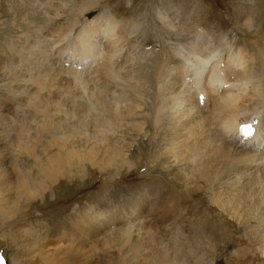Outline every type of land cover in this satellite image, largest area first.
Returning <instances> with one entry per match:
<instances>
[{"label": "rangeland", "instance_id": "rangeland-1", "mask_svg": "<svg viewBox=\"0 0 264 264\" xmlns=\"http://www.w3.org/2000/svg\"><path fill=\"white\" fill-rule=\"evenodd\" d=\"M89 1L0 0V140L4 139L6 159L13 161L11 168L16 170L13 172L14 181L5 177L3 184L0 177V192L7 194L4 198L8 197L15 191L13 182L16 179L22 181L24 175L38 172L34 168V158L30 157L32 155L27 156L22 153L23 150L31 148L30 151L37 155L39 150L56 153L59 146L64 149L90 148L95 141L88 137L97 132L95 119L101 129L116 131V136L111 140L127 147L134 165L130 168L124 164L118 167L120 170H115L114 166L99 170L89 162L83 167L75 165L54 182H48L46 190L40 191L39 196L29 198L22 194L17 197L16 215H9L4 210L2 200L0 211L7 216L0 213V264H61L60 259L46 258L48 251L45 252L46 248L58 252L59 247L67 248L64 260L70 261L68 264H264V179L256 181L253 186L248 185L250 187L236 184L231 189L225 183L219 185L209 180V187L204 179H194L201 167L206 166L201 164L199 168L182 159H178V162L170 159L171 155L175 157V151V154L180 152L178 144L172 145L176 136L167 130L168 125H164L163 129L155 128L153 121V111L157 107L154 104L157 84L153 75L163 59L164 50L171 49L169 45L172 43L181 42L179 38L184 39L183 43L193 40L200 30H213L216 36L219 34L224 53L229 49L225 46L227 41L234 48L250 45V31L240 21L243 20L240 9H250L251 13H255L251 18V32L258 42H264V0H103L91 9L101 12V6L106 3L105 9L113 26L118 27L119 23L130 25L129 33L137 31L141 35L136 33L137 40L134 36L129 40L138 41L142 47L131 61H138L132 67H135V81L139 82V86L130 95V99L134 98L135 103L142 107H136L138 114L127 121L120 120L113 108L100 105L89 91L83 92V87L93 83L95 77L89 84L85 83V79L75 84L66 83L78 90H75L76 95H69L70 100L67 99L63 109L54 104L55 94H60L58 81L53 85L44 83L39 89L41 94L37 101H25V98L15 100L14 94L16 96L18 92L14 93L16 88L11 86L6 76L13 73L22 79L36 64H42L49 72L53 59L69 54L68 49L78 51L74 41H63V36L60 37L58 33L51 35L50 31L58 25L66 31L71 29L77 36L86 25L79 24L84 19V11L78 13L80 19L77 24H71L73 7L77 4L82 9L84 3ZM130 8L133 13L128 12ZM170 10L174 12L173 15ZM136 17H142L139 20L143 22V25L140 23L141 28L132 19ZM164 17L183 21V35L180 30L169 33L166 23L161 21ZM95 29L98 30V27ZM92 31L90 34L93 36L95 30ZM180 34L183 37L178 38ZM37 38L45 40L49 51L53 47L51 51L55 58H41L42 51L33 50ZM255 50H249V56L259 57L258 50ZM44 54L47 55L46 51ZM144 57L145 62L142 60ZM58 62L61 64L60 58ZM108 78L97 74L101 84ZM118 91L123 89L118 88ZM62 100L60 98L59 101ZM25 106L32 109L34 117L23 121L24 111L27 113ZM119 107V111L131 110L127 108L130 106ZM9 119L18 122L19 133L24 126H28L31 143L26 137L21 147L13 145L12 138L19 133L7 134ZM107 120H111L110 125ZM57 122L62 123L58 129L54 128ZM137 122H145V125ZM141 127L144 130H140ZM146 131L148 134H145ZM57 134L59 138L55 137ZM170 149H174V152ZM206 170L213 171L210 167H206ZM186 186H190V189L187 190ZM220 190L225 193H220L224 200H219L226 207L225 212L212 199L214 192L219 193ZM95 213H99V219ZM82 216H85L84 219L96 216V219L92 218L88 227V224L81 222ZM127 221H131L133 226ZM90 227L100 228L101 231L96 232ZM83 230L87 240L80 239L78 235ZM123 230L128 232L129 237L122 238L119 233ZM33 231L35 237H31L34 234L30 232ZM51 257L57 258L54 254Z\"/></svg>", "mask_w": 264, "mask_h": 264}, {"label": "bare ground", "instance_id": "bare-ground-1", "mask_svg": "<svg viewBox=\"0 0 264 264\" xmlns=\"http://www.w3.org/2000/svg\"><path fill=\"white\" fill-rule=\"evenodd\" d=\"M102 1L103 0H90L87 4L84 3V6L82 5V9H80L81 5H74L72 13L73 17L71 19L69 18L71 24H77L78 18L80 19L78 13L82 14L84 11V22L82 21L79 24L86 25L77 36L71 29H69V31L71 30L69 32L62 26L56 24L57 27L55 26L51 29V35L58 33L60 37L63 36V41H74V47L78 48V51L68 49L67 51L69 54L58 57L61 59V64L58 62V58H55V54L51 51L53 50V47L49 51L45 44V40L37 38L33 45V50L42 51L41 58L46 56L55 58L53 59L52 65L49 66L52 72H46L42 64H36L31 67L22 79H19L13 73L6 76L10 80L11 86L16 88L14 93L15 91L18 92L16 96L14 94L15 100L25 98V101H37L38 96L41 94L39 89L44 86V83L47 85H53L58 81L60 82V94L58 92L55 94L56 99L54 100V104L57 108L63 109V105L66 101L70 100L68 99L69 95H76L75 90H78V88H70L66 83L75 84L85 79V83L89 84L93 80V77H95L93 83L83 87V92L89 91L100 105L113 108L118 113V118L120 120L125 119V121H127V119H130L133 115L138 114L137 109L135 108H141V104H136L134 98L130 99V95L133 93L132 90L139 86V82L135 81V70L133 69L135 67H132L133 64L138 61H131L134 59L133 55H137L140 51L139 49H142V47H140V43H137L138 41L135 42L134 40L129 39H132L133 36L136 39V36L140 35V32L137 33V31H132L129 33L130 25L119 23L118 27L113 26L110 16L105 9L107 8L106 3L101 6V12L100 10L98 12H96L97 10H91ZM36 2L38 1H35V3ZM40 4L43 3L40 2ZM45 5H47V3ZM47 6L50 7L49 5ZM90 10L96 13L91 14ZM132 11L133 9L130 8L128 12L133 13L134 11ZM251 11L252 10L250 9L246 11L240 9L239 12L243 19L240 20L241 23L250 31V33L248 32L251 37L249 41L250 45H240L239 47L234 48V46L227 41V45L225 46L229 47V49L226 53L222 51L224 44L221 42V39H219V34V37L216 36L217 34H215L213 30H200L193 40L183 43L182 41L184 39L179 38L183 37L181 34L185 30V24L182 23L183 21L178 22L175 17L168 19L169 16L167 18L164 17V20H161L163 23H166L169 33H176L180 30L181 34L180 36L178 35V38L182 41H178V43L171 42L172 44L169 45L171 49L164 50V52H166L163 54V59L161 58L162 60L158 64L157 72L153 75V79L157 84L156 90L158 92V94L156 92L157 99L154 103L157 104V107L155 111H153L154 125L155 128L160 129H163L164 125H168L167 130H170V132L172 131L175 134H173V136H176V139L173 141L172 145L174 146L178 144L180 152L179 154H175L176 151L174 152V149H170L175 155V157L172 155V158L169 157L173 162L182 159V161L184 160L193 166L200 168V165L202 164V166L210 167V169L213 170L212 172H209L206 170V167H201L200 173L194 178L200 180L204 179V183L209 184V187H211L210 183H208L209 180L211 182L216 181L219 185L225 183L226 185H229L231 189L235 187L236 184L250 187L248 185L256 184V181L264 179V42H261V40L258 42V39H255L253 32H251V29L253 28V21L251 18H254L255 14L251 13ZM87 13L92 16L88 17ZM161 14L163 15V12ZM173 14L174 12L172 15ZM23 18L24 16H22V19ZM165 18L168 20H165ZM132 19L139 23V25L140 23L143 25V22L139 21L142 17ZM46 22L45 27L47 26ZM96 27H98V30L95 29ZM141 27L142 26L140 25V28ZM138 29L139 28H137V30ZM92 30H95L93 36L90 34L93 32ZM67 32L69 33L66 34ZM136 33L138 35H136ZM225 40L227 39L225 38ZM171 45H174L175 47ZM164 47L168 46L164 45ZM253 49L258 50V54H260L259 57L249 56L248 51ZM45 51L47 55L44 54ZM144 59L146 58H142V60ZM67 62L70 63V65L67 66ZM99 73L109 77L103 84L97 79V74ZM67 88L70 89L68 90ZM118 88L123 89V91L119 92ZM60 98L63 100L59 101ZM124 105L130 106L127 108L131 110L127 112L122 110L119 111V106L124 107ZM26 108L27 113L23 109V121L28 120L30 117H34L32 109L28 107ZM29 112L30 115L28 116L27 114ZM243 121L252 123L254 127L253 135L249 137L240 135L239 127ZM94 123L93 124L97 127V132L94 136L88 137L95 141L90 148L86 147L87 149L84 148V150H81L73 147H65L64 149L62 146H59V150L56 153L39 150L37 151V155L33 150L30 151L31 148L22 151V153L27 154V156L32 155L30 157L34 158L36 163L34 168L36 171L38 170V172H36L35 175H29L25 172L28 175H24L22 181L15 178L16 182H13L15 184L14 187H16L14 188L15 191L8 197L4 198L7 194H4L2 191L0 192V202L3 200V205L1 206L9 215H16L14 210L16 207L15 204L17 203V197L22 194H25L29 198L39 196L46 190L48 182H54L58 176H63L67 169H70L75 165L83 167L86 162H89L93 166L99 168V170H105L107 167L113 166L115 167V170H117L118 167L120 168L124 164H127L131 168L134 165L131 161V155L128 154L129 150L127 152V147H123L114 140H111V137L114 138L116 136V131L112 130L107 132L106 129H101L97 119H95ZM107 123L110 125L111 120H107ZM137 123L145 125V122ZM61 125V122H57L54 125V128L58 129ZM17 127L18 122L15 120L10 121L7 134L10 135L15 131H18L19 133ZM143 127H141L140 130H144ZM146 133L147 131L145 134ZM8 135L6 137H8ZM26 137L29 139V143H31V133L28 126H24L22 131L12 138L14 140L12 141L13 145L17 148L18 146L21 147L23 143L25 144ZM55 137H58V134ZM3 140L4 139L0 140L1 182L5 177H8L9 179L12 178L13 180V172L16 171L13 167L11 168V165L14 164L13 161L11 159H6L7 153H5L6 149L2 142ZM12 142H10V144ZM129 145L130 143L127 145L128 149H130ZM119 168L118 170H120ZM20 170L21 168L19 171ZM32 171H29V173ZM191 177L193 178L194 176L191 175ZM2 183L5 184L4 181ZM187 183L190 185V182ZM190 186H186L187 190ZM40 191L41 193L39 194ZM220 193L223 194L224 192L221 190L219 193L214 192L212 199L214 203L216 202L217 204L218 202V206H220L225 212L226 207L220 202L224 200V197ZM178 204L181 205L182 203ZM166 210L167 209H165V211ZM1 214L4 215V213ZM96 216L97 219H99V213H97ZM96 216H89L87 219H84L85 216H82L81 222L88 224L89 227L91 219H96ZM127 222H130L129 224H132L133 226L131 221ZM110 228L116 229L118 227ZM89 229L96 232L101 231L100 228L96 227H90ZM124 230L118 233L122 235V238L129 237L128 232ZM84 232V230L80 231L78 232V235L80 239L87 240L88 237L84 235ZM32 233L34 235L31 237H35L34 231L30 232V234ZM16 238L17 237H15V239ZM59 248L58 252H51V254H58L59 256L64 255V257H60L61 259H64L66 257L65 253L67 254L68 250L63 247ZM68 262L70 263V261H67V264Z\"/></svg>", "mask_w": 264, "mask_h": 264}, {"label": "crops", "instance_id": "crops-1", "mask_svg": "<svg viewBox=\"0 0 264 264\" xmlns=\"http://www.w3.org/2000/svg\"><path fill=\"white\" fill-rule=\"evenodd\" d=\"M47 251H48V254H46V256H47L46 258L54 259V260H55V259H56V260H59V259H60L59 261L61 262V264H67V261H65L64 259H61L60 256H59L58 254H54L55 256H57V258H53V257L50 258L51 251L47 250V248H46L45 252H47ZM61 260H62V261H61Z\"/></svg>", "mask_w": 264, "mask_h": 264}, {"label": "water", "instance_id": "water-1", "mask_svg": "<svg viewBox=\"0 0 264 264\" xmlns=\"http://www.w3.org/2000/svg\"><path fill=\"white\" fill-rule=\"evenodd\" d=\"M92 15H88V17H91Z\"/></svg>", "mask_w": 264, "mask_h": 264}]
</instances>
